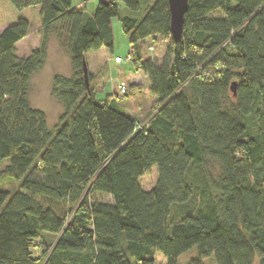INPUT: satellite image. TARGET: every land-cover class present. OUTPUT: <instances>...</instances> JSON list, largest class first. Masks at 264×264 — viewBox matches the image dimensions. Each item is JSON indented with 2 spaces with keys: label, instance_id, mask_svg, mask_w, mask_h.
Instances as JSON below:
<instances>
[{
  "label": "trees",
  "instance_id": "obj_1",
  "mask_svg": "<svg viewBox=\"0 0 264 264\" xmlns=\"http://www.w3.org/2000/svg\"><path fill=\"white\" fill-rule=\"evenodd\" d=\"M188 1L174 42L168 0H110L92 14L72 0H0V165L19 184L0 192V264H179L193 248L189 264H264V0ZM30 10L41 41L20 57ZM115 19L158 103L143 129L115 99L95 100L90 74L86 85L87 55L113 51ZM157 37L173 45L160 66L140 51ZM52 38L73 68L53 78L64 109L53 131L30 100Z\"/></svg>",
  "mask_w": 264,
  "mask_h": 264
},
{
  "label": "rangeland",
  "instance_id": "obj_2",
  "mask_svg": "<svg viewBox=\"0 0 264 264\" xmlns=\"http://www.w3.org/2000/svg\"><path fill=\"white\" fill-rule=\"evenodd\" d=\"M99 0H72L73 7L84 5L88 13H94L98 8ZM123 9V6L121 5ZM26 17L32 24V30L26 40H23L17 47L20 57H28L31 52L38 48L41 41V29L38 10L27 11ZM214 18H221L222 14L216 12ZM114 22H117L115 19ZM5 29V25L0 23V33ZM118 35V34H117ZM172 41L157 37L148 39L140 44V51L144 60H151L157 65H162L164 58L172 49ZM151 48H154L151 51ZM115 49V50H114ZM113 52L105 51L102 54L89 55L88 73L91 77V88L95 93V100L98 102L105 101L108 98L115 99L123 111L134 117L141 126H146L148 120L158 111V103L155 97L150 93V83L148 77L143 73H136L131 57L132 47L126 37L117 36ZM119 56L124 62L116 64L115 58ZM57 75L72 77L73 68L70 58L59 45V42L52 38L49 46L48 59L43 70L35 74L31 80V105L34 109L44 112L47 116L49 128L53 131L59 125L60 117L64 113L62 105L52 95L53 78ZM124 84L127 86L129 94L121 95L117 92V86ZM127 91V92H128ZM157 108V109H156ZM7 163L0 165V192L19 191V184L12 178H6L2 173ZM209 172L213 175L216 173V166L210 165ZM207 173V172H205ZM205 173L197 175L202 178ZM158 181L157 170L153 168L150 173L146 174L140 184L145 191H151ZM98 199V197H97ZM101 200L112 203L111 197L100 198ZM203 202L198 196L188 206L187 210L197 211ZM42 256V255H40ZM198 258L197 248L185 253L179 260V264H189L192 260ZM43 259L41 258V263ZM205 264H217L216 259L211 257L205 260Z\"/></svg>",
  "mask_w": 264,
  "mask_h": 264
},
{
  "label": "water",
  "instance_id": "obj_3",
  "mask_svg": "<svg viewBox=\"0 0 264 264\" xmlns=\"http://www.w3.org/2000/svg\"><path fill=\"white\" fill-rule=\"evenodd\" d=\"M169 9H170V31L171 37L174 42H179L183 37L185 17L189 8L188 0H168ZM84 76L87 87L88 84V67L87 63L84 64ZM237 83L231 85V92L236 96Z\"/></svg>",
  "mask_w": 264,
  "mask_h": 264
},
{
  "label": "crops",
  "instance_id": "obj_4",
  "mask_svg": "<svg viewBox=\"0 0 264 264\" xmlns=\"http://www.w3.org/2000/svg\"><path fill=\"white\" fill-rule=\"evenodd\" d=\"M85 2H87L88 0H84ZM99 2L101 3V2H104V3H108V2H110V0H99ZM89 14H92V13H89ZM112 30H113V34H114V47H115V42H116V38H117V36H119V38H123V37H125L124 36V34H123V31H122V27H121V23L117 20V22H114V21H112ZM118 34V35H117ZM27 39V38H26ZM25 39V40H26ZM21 43V42H20ZM19 43V44H20ZM19 44H17V46L16 47H18V45ZM115 50V49H114ZM105 51H108V50H106V49H101L99 52H96V53H93V54H102V53H106ZM113 52V51H112ZM91 54V53H90ZM90 54H88L87 55V60H88V58H89V55ZM106 55V54H105ZM119 56H117L116 58H118ZM115 58V59H116Z\"/></svg>",
  "mask_w": 264,
  "mask_h": 264
},
{
  "label": "built area",
  "instance_id": "obj_5",
  "mask_svg": "<svg viewBox=\"0 0 264 264\" xmlns=\"http://www.w3.org/2000/svg\"><path fill=\"white\" fill-rule=\"evenodd\" d=\"M154 48H151V51H153ZM128 60H131V57L128 55ZM116 64H123L124 60L121 57H118L115 59ZM128 89L127 86L124 84H120L117 86V92L121 95H125L127 93ZM139 129H143V126H139Z\"/></svg>",
  "mask_w": 264,
  "mask_h": 264
}]
</instances>
